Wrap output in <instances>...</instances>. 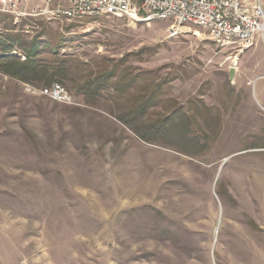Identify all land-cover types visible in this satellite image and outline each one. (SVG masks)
I'll use <instances>...</instances> for the list:
<instances>
[{"label": "rangeland", "instance_id": "obj_1", "mask_svg": "<svg viewBox=\"0 0 264 264\" xmlns=\"http://www.w3.org/2000/svg\"><path fill=\"white\" fill-rule=\"evenodd\" d=\"M37 13L0 4V34L68 60L53 82L72 103L0 73V264H264V123L229 74L242 53L190 24Z\"/></svg>", "mask_w": 264, "mask_h": 264}, {"label": "built area", "instance_id": "obj_2", "mask_svg": "<svg viewBox=\"0 0 264 264\" xmlns=\"http://www.w3.org/2000/svg\"><path fill=\"white\" fill-rule=\"evenodd\" d=\"M37 15L72 20L84 16H115L137 21L163 20L171 34L190 24L204 30L217 46L244 53L255 38L264 34V8L261 0H43ZM3 10L20 17V0H0ZM53 4V6H51ZM32 94L72 103L71 94L59 82L36 89L25 85Z\"/></svg>", "mask_w": 264, "mask_h": 264}, {"label": "trees", "instance_id": "obj_3", "mask_svg": "<svg viewBox=\"0 0 264 264\" xmlns=\"http://www.w3.org/2000/svg\"><path fill=\"white\" fill-rule=\"evenodd\" d=\"M5 33L0 34V73L18 80L20 82L27 83L32 86L36 85H51L54 78L67 79L69 77V67L68 60L57 59L52 62H42L38 57V52L40 49L39 37L31 38L30 40H25L23 36L18 34V32H9L10 28H4ZM55 49V47H54ZM23 58V59H22ZM92 84L87 81L82 86L79 87V93H83L85 97H94L100 91L99 83L92 86ZM145 106H138L139 109L138 117L143 115V110ZM119 121H127L130 123L129 118L125 120L123 118H118ZM136 118H133V120ZM136 128H130L134 134L138 136L144 142H152V135L160 133L159 127L152 130L151 133L141 134L135 124H131ZM165 128L163 126V131ZM140 133V134H139ZM189 131L185 133L184 136L176 134L175 137L179 141L186 142H196L194 139H190Z\"/></svg>", "mask_w": 264, "mask_h": 264}, {"label": "crops", "instance_id": "obj_4", "mask_svg": "<svg viewBox=\"0 0 264 264\" xmlns=\"http://www.w3.org/2000/svg\"><path fill=\"white\" fill-rule=\"evenodd\" d=\"M43 0H20V9L24 12L43 5ZM264 8V0H261ZM53 6V4L51 5ZM234 81L247 89L249 102L244 106H252L263 118L264 123V34L257 36L253 47L242 53L239 68L234 72Z\"/></svg>", "mask_w": 264, "mask_h": 264}, {"label": "water", "instance_id": "obj_5", "mask_svg": "<svg viewBox=\"0 0 264 264\" xmlns=\"http://www.w3.org/2000/svg\"><path fill=\"white\" fill-rule=\"evenodd\" d=\"M229 74H230V77L232 78L233 75H234V68H231V69H230Z\"/></svg>", "mask_w": 264, "mask_h": 264}]
</instances>
